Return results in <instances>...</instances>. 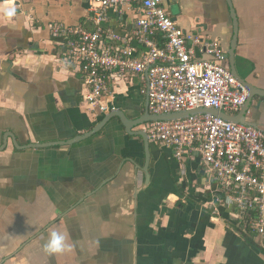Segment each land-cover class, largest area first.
Instances as JSON below:
<instances>
[{
	"label": "crops",
	"instance_id": "crops-1",
	"mask_svg": "<svg viewBox=\"0 0 264 264\" xmlns=\"http://www.w3.org/2000/svg\"><path fill=\"white\" fill-rule=\"evenodd\" d=\"M232 2L236 70L264 90V0ZM165 5L179 26L217 39L227 55V0ZM142 15L110 11L107 25L128 33ZM54 25L93 28L88 0H0V264H264V239L226 203L199 156L180 161L150 142L147 164L144 139L119 118L65 144L106 113L87 107L89 87ZM109 84V107L130 118L145 112L139 76ZM246 119L264 131V98H254ZM53 230L66 234L70 249L45 251Z\"/></svg>",
	"mask_w": 264,
	"mask_h": 264
},
{
	"label": "built area",
	"instance_id": "built-area-1",
	"mask_svg": "<svg viewBox=\"0 0 264 264\" xmlns=\"http://www.w3.org/2000/svg\"><path fill=\"white\" fill-rule=\"evenodd\" d=\"M93 28L54 25L66 54L89 87L87 107L107 113L111 79L139 76L150 114L214 109L234 115L247 102L248 88L226 65L217 39L187 31L173 19L165 0H88ZM143 12L128 33L107 25L110 11ZM136 43V45H135ZM144 131L153 144L184 161L199 156L219 180L226 203L240 211L251 231L264 239V131L208 112L151 121ZM222 197H217L221 202Z\"/></svg>",
	"mask_w": 264,
	"mask_h": 264
},
{
	"label": "water",
	"instance_id": "water-1",
	"mask_svg": "<svg viewBox=\"0 0 264 264\" xmlns=\"http://www.w3.org/2000/svg\"><path fill=\"white\" fill-rule=\"evenodd\" d=\"M229 10H230V15L232 18L233 22V39L231 42L230 49L227 52V57L229 58L230 61V69L233 72V74L237 77L239 81H241L247 88H248V99L246 104L242 107L241 111L236 114H228L224 113L222 111L218 110H210V109H204V110H195V111H183V112H176V113H169V114H161V115H152L148 111V109L145 110V112L135 118H130L127 116L122 110H113L111 112H107L103 118L87 133L78 136L72 140H69L68 142H65V144H73L80 142L82 140H85L89 137H92L93 135L97 134L100 132L113 118H119L123 126L125 127L126 132L129 135H134V136H141L144 141H145V154H146V159H147V164L150 161V141L148 138L147 133L144 130H135L138 127L143 126L144 124L151 122V121H164V120H175V119H181L189 116L190 114L193 113H198V112H208L213 115H217L220 117H223L227 120H230L232 122L236 123H242V124H252L246 119V114L250 109V106L252 104V101L254 100L255 97H262L264 98V90L259 89L258 87L254 86L251 83H248L246 80H244L237 72L236 70V65H235V56H236V48H237V42H238V31H239V21H238V16L236 13V10L233 6L232 0H227ZM43 145H57V143H52V144H39L38 146H43ZM148 170V168L146 169Z\"/></svg>",
	"mask_w": 264,
	"mask_h": 264
},
{
	"label": "clouds",
	"instance_id": "clouds-1",
	"mask_svg": "<svg viewBox=\"0 0 264 264\" xmlns=\"http://www.w3.org/2000/svg\"><path fill=\"white\" fill-rule=\"evenodd\" d=\"M14 14V10H10L8 15ZM45 251L48 253H60L71 248L67 242V236L57 230L49 233L48 240L44 245Z\"/></svg>",
	"mask_w": 264,
	"mask_h": 264
},
{
	"label": "trees",
	"instance_id": "trees-1",
	"mask_svg": "<svg viewBox=\"0 0 264 264\" xmlns=\"http://www.w3.org/2000/svg\"><path fill=\"white\" fill-rule=\"evenodd\" d=\"M247 237V235H245Z\"/></svg>",
	"mask_w": 264,
	"mask_h": 264
}]
</instances>
